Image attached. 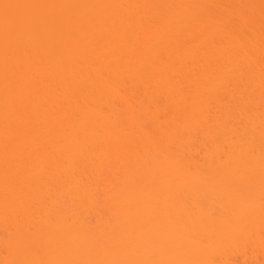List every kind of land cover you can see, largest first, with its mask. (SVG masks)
I'll use <instances>...</instances> for the list:
<instances>
[{"label": "bare ground", "instance_id": "bare-ground-1", "mask_svg": "<svg viewBox=\"0 0 264 264\" xmlns=\"http://www.w3.org/2000/svg\"><path fill=\"white\" fill-rule=\"evenodd\" d=\"M12 1L31 10L49 3ZM184 2L55 0L40 17L49 31L75 23L74 37L63 27L40 30L37 16L24 30L36 33L33 46L1 40L0 54L31 50L0 71L4 145L18 149L13 173L0 178L3 209L16 224L0 232V264H264V50L248 53L237 29L247 36L261 23L247 13L252 0L235 9L227 2L231 11L223 0H197L194 15ZM208 9L225 11L223 23L209 20ZM114 10L130 14L111 19ZM17 69L31 73L26 84H11ZM25 154L44 162L26 167ZM79 154L119 161L122 172L111 168L123 178L139 168L146 183L133 175L99 183L103 198L94 183H57L58 161L68 175L89 163Z\"/></svg>", "mask_w": 264, "mask_h": 264}, {"label": "rangeland", "instance_id": "rangeland-1", "mask_svg": "<svg viewBox=\"0 0 264 264\" xmlns=\"http://www.w3.org/2000/svg\"><path fill=\"white\" fill-rule=\"evenodd\" d=\"M9 1V2H8ZM6 0V2H8V3H6L4 0H0V42H1V40L3 39V38H5L6 36H9V35H13V37L16 39V41H19V42H22L21 44H23V43H26V42H28V44H27V46L28 45H32V43L31 42H33L35 39H36V33H31V34H29V35H26L25 34V27H26V25H27V22L29 21H31L32 22V25L34 24V19L37 17V16H39L40 17V14L42 15V13H45L44 11H47L49 8H50V2H52L53 3V1H55V0H47V2L49 1V3H46V4H44V5H42L41 6V10L40 11H36V10H38L37 8H33L32 10L31 9H26L27 7H25V5H23V4H19L18 2V4L16 3V1H12V0ZM23 1H26V2H30V0H23ZM32 1V0H31ZM36 1V0H35ZM34 1V2H35ZM170 1H172V0H170ZM174 1V0H173ZM188 0H186V2H184V4L186 5V7H188V6H190L189 8H193V6L191 7V5L190 4H192L193 3V5L195 6L196 4H194V2L195 1H197V0H193V2H192V0L188 3L187 2ZM198 1H200V0H198ZM224 2L223 3H226L227 4V6L225 5L224 7L226 8V10H227V7H228V5L230 4L229 2H232V1H234V3L232 2V4H230V5H234L233 6V8L235 9V8H241V7H243L244 8V6L243 5H245V3H248L246 6H251V5H249V3L250 2H246V0H240V2H238L239 0H237V1H235V0H230V1H228V0H223ZM226 1V2H225ZM249 1V0H248ZM251 1V0H250ZM253 1H255V0H252V3H254L251 7L253 8V10H251L252 8H248L247 9V13H248V11L249 12H251V15H252V18H251V16H250V18H251V22H252V20H255V22L257 21V23L259 22V23H261V24H258V26L255 24V22H254V24L258 27V28H256V27H253L252 25V27L253 28H256L255 30H253V31H250L249 30V32H248V30H246V32L247 33H250V32H255L254 33V36L253 35H251V34H248L247 36H246V34H245V28L243 27V29L244 30H241L240 28L242 27H239L238 25H239V23H237L236 21L232 24V26H233V29L234 28H237V27H234L235 25H237L239 28H237V29H239L240 30V32H242V34L241 33H239V30H238V32H235L236 34L237 33H239L241 36H237L236 34H234L235 36H237L238 37V39L239 38H241L242 37V35H245V37L243 36V38H246V40H248V41H246V43H243L244 44V46L245 47H247V45H248V48L247 49H249V50H247V51H249L248 53H250L251 52V54L253 53V52H256V53H258L259 51L258 50H260L261 51V46H262V50H264L263 48H264V44L262 43V41L264 42V4H263V7H261V5L260 4H258L259 3V1L258 0H256V1H258V2H253ZM26 2H24V4L26 3ZM178 2V1H177ZM183 2V1H182ZM229 4H228V3ZM21 3H23V2H21ZM33 3V1L30 3V4H32ZM124 3H126V2H124ZM187 3V4H186ZM239 3V4H238ZM241 3V4H240ZM27 4V3H26ZM30 4L28 5L27 4V6H29L30 7ZM43 4V3H42ZM123 4V3H122ZM179 4H181L180 2H179ZM189 4V5H188ZM197 4L199 5V3L197 2ZM34 5V4H33ZM116 5V4H115ZM114 5V6H115ZM126 5H127V3H126ZM184 5V6H185ZM229 5V6H230ZM122 7L123 6H125L124 4L123 5H121ZM179 6V5H178ZM183 5H182V8L184 7ZM231 6V7H232ZM236 6V7H235ZM255 6H257V8L255 7ZM259 6V7H258ZM32 7H34V6H32L31 5V8ZM38 7V6H37ZM198 7V6H197ZM231 7L229 8L228 7V9L231 11V10H233V8L231 9ZM118 8V7H117ZM116 8V9H117ZM126 8V6L124 7V9ZM127 8H129V6L127 5ZM180 9H181V7H179ZM189 8H183V10H188ZM225 8H223V9H225ZM243 8H242V10H243ZM254 8H256V9H254ZM260 8V9H259ZM36 9V10H35ZM132 9H134L133 7L131 8V10ZM126 10V9H125ZM124 10V13L125 12H127V11H125ZM128 10V9H127ZM130 10V9H129ZM130 10V11H131ZM196 10H197V8H196ZM195 10V7L192 9V10H189L190 11V13L192 12V11H196ZM228 10V11H229ZM237 10H239V13H241V9H237ZM116 10H114V13L113 14H116V16L114 15L111 19H116V18H119L118 20H124V18H126V16L128 17V15L130 14V13H126V15L125 14H122L121 13V11H123V10H121V11H118V12H120V13H116L115 12ZM181 11H182V9H181ZM188 11V12H189ZM213 10L211 9V12H212ZM230 11H229V14H230ZM235 11V10H234ZM183 12V11H182ZM187 12V11H186ZM188 12L187 13H185V12H183V14L184 15H186V14H188ZM209 12V13H208ZM208 12H206V13H208V18H209V20L212 18H216V17H218V19L220 20H225V15L226 14H224L223 12H225V11H220V12H218L217 14H216V12L215 11H213V13H211L210 11H209V9H208ZM243 12H245V11H242V13ZM40 13V14H39ZM189 13V15H192V13L190 14ZM195 13V12H194ZM194 13H193V15H194ZM211 13V14H210ZM227 13V12H226ZM122 14V15H121ZM196 14V13H195ZM212 14H213V16L214 15H216V16H214V17H212ZM232 14H234L233 12H232ZM231 14V15H232ZM253 14L255 15V17L253 16ZM220 15V16H219ZM43 17H44V15H42ZM161 16V15H160ZM186 16H188V15H186ZM210 16H211V18H210ZM156 17H157V19H158V16L156 15ZM163 17V15L160 17V18H162ZM16 18L18 19V20H16ZM41 18V17H40ZM214 18V19H215ZM39 19V18H38ZM42 20H44V22H41V23H44V24H38L39 25V29L41 30L42 29V27H46V32H47V30L49 29L50 30V28H48V25H49V23H48V21H50V19L49 18H41ZM156 19V20H157ZM213 19V20H214ZM217 19V20H218ZM257 19V20H256ZM12 21V24L11 25H8V21ZM160 20V19H159ZM208 20V21H209ZM216 21V22H220V21ZM114 21V20H113ZM207 21V22H208ZM31 22L29 23V24H31ZM39 22V21H38ZM75 22V21H74ZM73 22V23H74ZM78 21H76V23H77ZM105 22V21H104ZM117 22V21H116ZM119 22V21H118ZM222 22V21H221ZM220 22V23H221ZM24 23V24H23ZM72 23V24H73ZM158 23V25L160 24V22L158 21L157 22ZM157 23H156V25H157ZM223 23V22H222ZM221 23V24H222ZM55 24V23H54ZM102 24V23H101ZM100 24V25H101ZM109 24V23H108ZM108 24H106L107 25V27L106 28H104L105 30H106V33L108 32V33H110L109 31H111V32H114L113 30H115L114 28H113V30H112V26L113 25H111L110 24V26L111 27H108ZM25 25V26H24ZM42 27H41V26ZM60 25V24H59ZM57 26L58 28H59V30L56 28V24H55V26H53L54 27V30H52V31H54V32H57V31H61L62 30V27H63V31H64V26L62 25V26ZM71 25V24H70ZM70 25H68V27L66 26V29H65V31L64 32H66V34H67V32H69L70 33V35L72 36V37H74L75 35L73 34V33H76L77 31H78V27L76 28V24L74 23L72 26H70ZM157 25V26H158ZM254 25V26H255ZM262 26V28H261V26ZM28 26V25H27ZM37 26V25H36ZM35 26V27H36ZM75 27V29L77 30V31H73V30H71V28L72 27ZM77 26H79L78 25V23H77ZM29 27V26H28ZM69 27H71V28H69ZM101 27V26H100ZM30 28V27H29ZM29 28H27L28 30H31V28L29 29ZM48 28V29H47ZM52 28V27H51ZM33 29V28H32ZM37 29H38V26H37ZM67 29H69V30H71V31H73V32H70L69 30H67ZM74 29V28H73ZM74 29V30H75ZM96 29H98V28H96ZM103 29V30H104ZM108 29V30H107ZM246 29H248L247 27H246ZM249 29H251V27H249ZM48 30V31H49ZM57 30V31H56ZM102 27H101V29L99 30V32H97L98 34L99 33H101V34H103L104 33V31H103V33H102ZM235 30V29H234ZM252 30V29H251ZM52 31H49V32H51V33H49V34H52L53 32ZM101 31V32H100ZM232 32H234V31H232ZM243 32H244V34H243ZM68 33V34H69ZM77 34V33H76ZM101 34H99V36L101 35ZM106 35V34H105ZM109 35V34H108ZM252 37H251V36ZM104 36V35H103ZM248 36H249V38H248ZM243 38H241V40H245V39H243ZM239 41L240 43L242 42V41ZM234 41V40H233ZM236 42V41H235ZM235 42H233V43H235ZM231 43H232V40H231ZM230 43V45H232ZM262 43V44H261ZM236 44H238V43H235V45ZM261 45L260 47H259V45ZM25 45V44H24ZM235 45H233V46H235ZM33 46V45H32ZM25 47V46H24ZM30 47V46H29ZM232 47V46H231ZM34 48V47H33ZM260 48V49H259ZM29 50H31V48H28ZM28 49H22L21 50V53H18V52H15V53H10V54H8V53H3V54H0V71L1 70H4V69H6L8 66H9V64L14 60V58L15 57H21V58H25L26 57V55L27 54H30V53H27V51H28ZM258 49V50H257ZM256 53H253L254 55L256 54ZM262 53H263V51H262ZM262 53H260V54H262ZM260 54H257V56L259 57V55ZM263 55V54H262ZM64 58V57H63ZM21 65V64H20ZM123 66H125V65H123ZM19 67V66H18ZM20 68H22V66H20ZM26 68V67H25ZM24 67H23V69H25ZM27 69V68H26ZM126 70H128L127 68H126ZM24 71V70H23ZM33 71V70H32ZM31 71V72H32ZM15 72V71H14ZM19 72V73H18ZM123 72V71H122ZM16 75L13 77V79H12V82H11V84L13 85V84H22L23 85V83H27V81L30 79L29 77H31L29 74H31V73H29L28 71L26 72V73H22V71H21V73H20V70L19 69H17V71H16ZM29 73V74H28ZM34 73V72H33ZM125 73V70H124V72L123 73H121V76H122V74H124ZM126 73H127V71H126ZM125 75H127V74H125ZM248 75V74H247ZM122 77H124V76H122ZM11 81V80H10ZM60 81H63L62 80V78L60 79ZM24 84V85H25ZM60 96V95H59ZM57 97H58V95H57ZM56 98V97H55ZM56 99H60V98H56ZM56 99L54 100V102L56 101ZM61 99H62V97H61ZM105 107V106H104ZM76 116V115H75ZM74 116V117H75ZM77 117H78V115H77ZM74 120L76 119V120H78L76 117L75 118H73ZM1 120H2V118L0 117V178L2 177V178H5V176L6 175H8L9 174V171H11V173H13V171L14 170H10L11 169V167H12V165H13V162H14V160H15V158H17L16 157V155H17V153L15 154V152L16 151H18V149L17 148H14L13 147V149H12V147H10V148H8V149H6L5 148V145H4V142H5V139L3 138V135L2 134H4L5 133V131H4V129H5V121H3V122H1ZM73 121V122H77V121ZM73 124V123H72ZM17 125V124H16ZM98 125V124H97ZM97 125H95V126H97ZM20 126H21V124H20ZM20 126H17V127H20ZM76 126H77V124H76ZM74 124H73V127H76ZM16 127V126H15ZM92 126H90V128H91ZM102 127V126H101ZM22 128V127H21ZM93 130L94 131H96V130H99V132H100V129L98 128V126H97V129L96 128H94V123H93ZM91 128V129H92ZM88 129V128H87ZM91 129H89V132H90V130ZM17 130H18V128H17ZM21 130V129H20ZM16 131V130H15ZM93 132V131H92ZM92 132H90V133H92ZM70 133H73V131L72 130H70ZM102 133V132H101ZM101 133H99V134H101ZM68 132H67V136H66V133H65V136L66 137H68V138H70V134H69V136H68ZM94 134H98V132L96 133H94ZM105 134V133H104ZM104 134H101V135H104ZM101 135H100V138L102 139L103 137H101ZM94 136V135H93ZM153 137H154V134L152 135ZM152 137V138H153ZM155 137H156V135H155ZM154 137V138H155ZM63 138V137H62ZM99 138V137H98ZM98 138H97V140H98ZM99 138V140L98 141H100L101 139ZM154 138L153 139H151V140H154ZM72 139V138H71ZM150 139V138H149ZM157 139V138H156ZM22 140V139H21ZM21 140H20V142H21ZM68 140H70V139H68ZM68 140H65L66 141V143H65V141H63V143H62V141L60 142L59 141V143H58V147H64V148H66V147H68L69 145H71L70 143L72 142L71 140L68 142ZM23 141V140H22ZM74 141V140H73ZM19 142V143H20ZM97 142V141H96ZM17 143H18V141H17ZM16 143V144H17ZM19 143H18V145H19ZM94 144H95V141L93 142ZM34 145V144H33ZM96 145H97V143H96ZM198 145H199V143H197V146H195L197 149L196 150H194V154L199 150V151H201V153H197V156H195V159H197V160H201L202 159V156H203V152H202V149H200V148H198ZM56 146V147H57ZM15 147H16V145H15ZM57 147V148H58ZM185 147H181V146H179L177 149V151H180V150H183ZM20 152V151H19ZM33 155H26L25 154V156H24V158H25V160H26V163H25V166L26 167H33V166H38L39 164H41V163H43L44 161L42 160V159H39V158H36L35 156H33ZM76 156V155H75ZM75 156H74V158H75ZM193 156V155H192ZM77 158H82V159H84L85 160V162H89L90 161V159H91V157H88V156H84V155H81V154H79V155H77L76 156V160H77ZM83 160V161H84ZM110 161H111V164H102V163H99V162H97V163H95V162H89L84 168H79V171L77 172H75V174H70V175H68V173L67 172H65L64 171V169H63V167H61V163L58 161V163H56V165H55V170H54V176L56 177V179H57V183H59L60 181H61V179H64V180H67V179H72V183H94V185L95 186H92L91 188L93 189H91L92 191H94V190H96V188L98 187L99 188V183H130L129 181H132L133 183H146V180L144 179V176H143V173H140L139 172V170L138 171H136L137 169H139V168H136V170L134 171V169H130L131 171H134L135 173L134 174H130V172L129 171H126L125 169H124V171L125 172H129V174L130 175H128V174H126L127 175V178H128V180H129V176H131V175H133L132 177H130V180L128 181L127 180V178L125 177V178H123L124 176V173H120V172H122L123 170L120 168V164L118 165V163H119V161H118V163L117 162H114L113 164H112V162L113 161H116V160H111V158H110ZM116 163V166L114 165ZM122 164V163H121ZM112 165L114 166V168L116 167V168H120V170H118L117 172H118V176L116 175L117 174V172H116V170L117 169H115L114 171L116 172V174L115 173H113V170H112ZM119 167H118V166ZM122 166V165H121ZM124 166V165H123ZM122 166V167H123ZM110 168H111V170H110ZM113 168V169H114ZM129 168V167H128ZM140 168H142V167H140ZM144 169V168H143ZM76 170H78V168L76 169ZM81 170V171H80ZM145 170H146V168H145ZM120 171V172H119ZM141 171V170H140ZM47 172L49 173V172H51V170H47ZM82 172H89L88 174H85L84 175V173H82ZM136 172H139V173H136ZM119 173H120V178H121V181H120V178H118L119 177ZM12 175V174H11ZM67 175V176H66ZM122 175V176H121ZM9 176V175H8ZM7 178V177H6ZM5 178V179H6ZM132 178V179H131ZM117 179H118V181H117ZM127 180V181H126ZM145 181V182H144ZM68 182H70V180L68 181ZM98 183V186L96 185V184ZM94 187H95V189H94ZM100 187H101V185H100ZM1 188V187H0ZM2 189H3V186H2ZM101 188H99V189H97V191L99 190L101 193H99V194H102V198H103V193H102V191L100 190ZM91 191V192H92ZM98 191V192H99ZM5 190L4 191H1L0 190V209L2 208V210H4L3 209V204H4V198L8 195V194H6L7 192H5ZM41 192V191H40ZM39 192V194L41 195V193H43V192H41L40 193ZM93 193V192H92ZM96 193V192H95ZM95 193H93V195L95 194ZM6 196H5V195ZM38 194V195H39ZM98 194L96 193L95 194V196H97ZM5 196V197H4ZM99 197V196H98ZM96 198V197H95ZM100 198V197H99ZM98 198V199H99ZM101 198V199H102ZM101 199H99V200H97V201H102ZM5 203H6V201H5ZM2 210H0V232H1V235H2V233H4V234H6V233H9L8 231L10 230V229H15V226H16V224L14 225V223H15V221H13V219L14 218H12V215H10V214H5L6 212V210H4L3 212H1ZM103 213L105 212V210H104V208H103V211H102ZM106 214V213H105ZM92 216H93V219L92 220H90V221H92L93 222V220H94V216L95 215H93V214H91ZM75 220H78V218H75ZM80 220V219H79ZM12 224H13V226H12ZM254 225H256V223L254 224ZM167 234V233H166ZM1 246V245H0ZM0 249H1V247H0ZM2 251L0 252V257L1 258H4V255H5V253L3 252V251H5L4 250V248L2 247ZM239 261V260H238ZM240 263H243L242 261L240 262ZM240 263H238V264H240ZM26 264V263H25ZM244 264V263H243Z\"/></svg>", "mask_w": 264, "mask_h": 264}]
</instances>
